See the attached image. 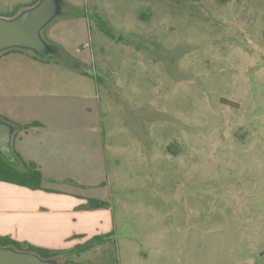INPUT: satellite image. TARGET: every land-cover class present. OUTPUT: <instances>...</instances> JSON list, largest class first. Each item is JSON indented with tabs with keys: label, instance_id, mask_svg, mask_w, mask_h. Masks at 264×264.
<instances>
[{
	"label": "rangeland",
	"instance_id": "1",
	"mask_svg": "<svg viewBox=\"0 0 264 264\" xmlns=\"http://www.w3.org/2000/svg\"><path fill=\"white\" fill-rule=\"evenodd\" d=\"M61 1L42 36L96 85L114 231L57 264H264V0Z\"/></svg>",
	"mask_w": 264,
	"mask_h": 264
},
{
	"label": "crops",
	"instance_id": "2",
	"mask_svg": "<svg viewBox=\"0 0 264 264\" xmlns=\"http://www.w3.org/2000/svg\"><path fill=\"white\" fill-rule=\"evenodd\" d=\"M10 63L8 113L12 148L42 173L40 189L0 181V235L49 249H72L114 231L108 208L84 209L87 198L107 200L106 143L96 85L65 61L40 60L24 50L0 53ZM3 117V118H2ZM22 129L18 125L30 123ZM90 193V194H89Z\"/></svg>",
	"mask_w": 264,
	"mask_h": 264
},
{
	"label": "water",
	"instance_id": "3",
	"mask_svg": "<svg viewBox=\"0 0 264 264\" xmlns=\"http://www.w3.org/2000/svg\"><path fill=\"white\" fill-rule=\"evenodd\" d=\"M62 7L61 0H37L11 17L0 15V53L20 49L40 58H59L63 50L47 42L42 31L63 14ZM14 131L12 123L0 119V155L15 164L11 143ZM0 264H57V257L44 258L35 252L0 245Z\"/></svg>",
	"mask_w": 264,
	"mask_h": 264
},
{
	"label": "trees",
	"instance_id": "4",
	"mask_svg": "<svg viewBox=\"0 0 264 264\" xmlns=\"http://www.w3.org/2000/svg\"><path fill=\"white\" fill-rule=\"evenodd\" d=\"M36 1L37 0H35L30 5H33ZM15 14H16V11L12 12L11 14L4 15V16L11 17ZM102 26L103 27L106 26L104 22H102ZM33 57L40 59V60H46V61L49 60L48 58H40L34 54H33ZM64 57L67 58V55L65 54L64 51H62L61 56L59 58L56 57L54 59L64 61ZM7 121L10 122L9 120ZM33 124H37V123L34 122V123L18 125V126L22 129H27ZM12 152L16 158L15 164L8 162L0 155V181L10 182V183L18 184L21 186H26L31 189L42 188L41 187L42 173L39 170L38 166L33 162L24 161L13 148H12ZM108 207H110V203L108 201L100 200L97 198H87L86 203L81 205V208H84V209H97V208H108ZM112 234H113V231H110L109 233L102 234V235H94L93 237L86 240L85 242L74 246V248L72 249H49V248L39 247V246L29 244L27 242H20V241L14 240L7 235H0V245L1 246L11 245L20 250H28L31 252H35L44 258H52V257H57L58 255L65 254V253L82 252L85 249H88L92 243L101 242L109 238Z\"/></svg>",
	"mask_w": 264,
	"mask_h": 264
}]
</instances>
